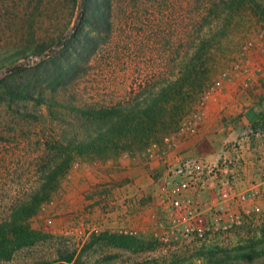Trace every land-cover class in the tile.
I'll return each mask as SVG.
<instances>
[{"label": "rangeland", "instance_id": "rangeland-1", "mask_svg": "<svg viewBox=\"0 0 264 264\" xmlns=\"http://www.w3.org/2000/svg\"><path fill=\"white\" fill-rule=\"evenodd\" d=\"M230 1L113 0L110 34L98 43L87 62L78 66V76L65 86L66 95L45 92L47 98L52 97L49 107L52 113L44 103L34 99H9L0 90V221L8 218L14 203L25 199L41 180L42 172L58 159L56 156L66 144L63 134L79 130L74 118L80 116L79 109L124 101L134 92L142 91L144 85L146 91L150 90L158 76L176 72L178 55L191 51L200 33L217 29ZM233 2L238 6H234L237 12L232 15V27L221 44L214 46V60L208 63L210 80L205 89L214 81L221 82V90L215 95L223 90L224 80H238L236 73L245 68L254 69L253 80L264 85V0ZM79 4L80 0H0V57L14 55L0 65V70L5 72L0 80L5 78L18 85L28 79L35 85L43 83V72L49 63L39 68L36 65L47 61V56H25L29 51L25 49L47 43L59 34L78 31L81 27V19L76 21ZM74 23L76 26L72 29ZM88 29L83 27V32ZM13 66L23 71L8 77L6 71ZM39 90L35 89V98ZM202 93L193 98L182 117L197 108ZM207 104L208 101L201 108L202 119L195 135ZM182 117L172 126H158L150 144H161L162 138L175 130ZM261 138L264 136L259 137L260 141ZM239 140L240 136L233 137L222 149H234L239 155ZM144 149L131 148L106 160L76 158L74 162L78 165L73 162L66 176L60 177L59 188L51 200L30 217V228L36 232L32 244L18 248L12 243L15 249L7 258H0V264H62L67 255H72L67 264H209L210 258L212 264H264L263 196L253 202L259 210L246 215L241 226L207 234L201 240L183 242L174 248L165 247L158 240L155 235L159 231L156 229L154 233V225L150 229L141 226L138 211L156 212L157 219L162 215L156 203L160 181L157 188L151 189L150 200L143 203L144 193L135 178L126 182L128 190H121L117 180H102L99 176L102 177L104 168L114 169L110 168L112 164L104 167L106 161H114L127 153L126 159L135 162L137 154ZM186 150L182 148L173 155L193 154ZM260 154L264 159V154ZM220 158L207 161L217 162ZM120 165L118 162L117 166ZM165 168L164 163L156 170L161 172ZM94 171L100 181L90 179L84 185L80 183V173L88 176ZM252 183L263 184L264 175L249 185ZM249 206L243 203L244 208ZM116 209L120 213L114 217L111 213ZM94 224L99 230L89 232ZM124 227L135 231L130 234L128 245H114L100 236L101 233L123 234L119 229Z\"/></svg>", "mask_w": 264, "mask_h": 264}, {"label": "trees", "instance_id": "trees-1", "mask_svg": "<svg viewBox=\"0 0 264 264\" xmlns=\"http://www.w3.org/2000/svg\"><path fill=\"white\" fill-rule=\"evenodd\" d=\"M113 0H84L81 11V27L62 40L54 52L47 56V61L36 65L40 67L49 63L43 72V83L35 85L31 79L22 85L0 80V90L9 99L32 100L44 103L48 112L52 106V97H46L45 92L53 94L64 93L65 86L78 76V66L93 55L98 43L109 36L111 31V8ZM244 1V0H243ZM236 3L230 1L223 22L216 27L200 33L193 41L191 51L178 55L176 72L171 71L165 76L160 75L150 90L134 92L124 101L113 104L90 106L79 109V115L74 116L79 130H71L63 134V145L58 159L53 161L42 172V177L31 193L14 203L8 218L0 221V258H7L13 252L12 243L18 248L30 245L36 232L30 228L29 219L51 200V196L60 185V177H65L71 169L74 160L102 159L116 157L120 153L137 147L144 149L157 134V127L172 126L179 117L186 112L193 98L206 88L210 80L208 63L214 60L215 45L221 44L232 27L233 14L237 12ZM230 17V19L228 18ZM88 30L83 32V27ZM234 26V23H233ZM62 34L52 38L49 42L25 49V56L42 55L48 48L54 46ZM214 52V53H213ZM14 58V55H8ZM8 56L0 57V65L8 60ZM16 56V55H15ZM212 70V69H211ZM19 67L8 72V77L21 73ZM36 88L40 90L36 93ZM59 88V91H57ZM64 91V92H61ZM65 98V97H64ZM65 100L68 104V98ZM30 115V113H27ZM54 116V115H51ZM114 245H128L131 235L101 233ZM96 239V237H95ZM264 254V247H263ZM64 262H71L72 255L64 256ZM76 264V263H72ZM212 264V259H209Z\"/></svg>", "mask_w": 264, "mask_h": 264}, {"label": "built area", "instance_id": "built-area-1", "mask_svg": "<svg viewBox=\"0 0 264 264\" xmlns=\"http://www.w3.org/2000/svg\"><path fill=\"white\" fill-rule=\"evenodd\" d=\"M220 86L219 80L214 81L199 97L197 108L182 117L175 130L162 138L161 144L151 143L137 155L148 159L165 156L176 141L195 135L202 119L201 108L221 90ZM123 155L127 156V153ZM165 164V173L158 180L160 192L156 203L162 215L156 220L159 233L155 235L165 247L174 248L183 242L201 240L207 234L230 231L241 226L250 212L259 210L253 202L264 197V183H252L244 190H237L234 161L228 157L210 162L185 152L175 156L174 160H167ZM74 165L77 166L78 162H74ZM185 192L202 195L206 192L207 196L193 201L184 196ZM212 195L225 206H216ZM243 203L250 206L244 208ZM98 230L99 227L94 224L88 231ZM119 232L130 235L135 231L124 227Z\"/></svg>", "mask_w": 264, "mask_h": 264}, {"label": "crops", "instance_id": "crops-1", "mask_svg": "<svg viewBox=\"0 0 264 264\" xmlns=\"http://www.w3.org/2000/svg\"><path fill=\"white\" fill-rule=\"evenodd\" d=\"M253 74L254 69L245 68L244 71L236 73L238 80L235 81L231 78L224 80L223 90L216 95L214 94L203 110V121L197 135L191 136L187 140L177 141L173 145L174 147L172 146L173 148L171 147L172 149L167 151V155L155 159L139 156L135 157L136 163L134 161L130 163V159H126L125 155H122L114 161L108 160L104 167L112 164L110 168L114 169L104 168V172L100 173L102 177L99 176V179L117 180L118 189L127 188L128 190L129 186L126 182L135 178L139 188L144 193L141 200L145 203L151 198V189L157 188L159 178L165 173L164 170L160 172L156 169L163 166L167 160H174L173 154L182 148H186L193 152L194 156L204 157L206 160H216L220 157L234 158V184L237 190H244L250 186L252 181L261 179L264 175L261 173L264 170V159L260 153L264 154V139L261 138L260 141L259 137L264 136V85L253 80ZM243 134L245 137H242ZM235 136H240L239 155H236L234 149H222L226 142ZM131 160H134V157ZM118 162H120V166H117ZM159 174L160 176H158ZM80 175V183L83 185L88 183L90 179L100 181L97 180L96 171L88 174V176H84L83 173ZM152 182H155V185L150 186L149 183ZM184 196L190 200L199 201L205 199L206 195L185 192ZM211 197L216 206L221 208L225 206L215 196L212 195ZM119 213L120 211L116 209L111 214L117 217ZM137 213L142 221L141 226L150 229L154 225L155 233L157 229L156 212L144 210L142 213L140 211ZM147 225L151 226L148 227ZM140 230L146 232L143 227Z\"/></svg>", "mask_w": 264, "mask_h": 264}, {"label": "water", "instance_id": "water-1", "mask_svg": "<svg viewBox=\"0 0 264 264\" xmlns=\"http://www.w3.org/2000/svg\"><path fill=\"white\" fill-rule=\"evenodd\" d=\"M83 4H84V0H80V4H79V7H78V13H77V15H76V21L80 18V16H81V11H82V7H83ZM75 21V22H76ZM76 26V23H74V25L72 26V29L74 28ZM69 33H70V31L69 32H67V33H65V34H63L62 36H61V38L55 43V45L53 46V47H51L50 49H48L46 52H44L42 55H40L41 57L42 56H48V55H50V54H52L53 52H54V49H56L58 46H59V44H60V42L62 41V40H65L68 36H69ZM19 66H13V67H11V68H9L7 71H6V73H8V72H11L12 70H14V69H16V68H18ZM5 72L4 71H2V70H0V76L1 75H3Z\"/></svg>", "mask_w": 264, "mask_h": 264}]
</instances>
